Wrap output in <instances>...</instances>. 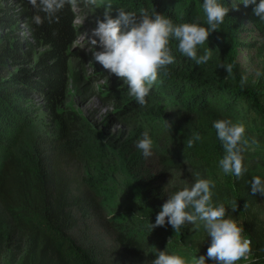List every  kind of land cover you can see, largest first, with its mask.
Returning <instances> with one entry per match:
<instances>
[{
    "label": "trees",
    "instance_id": "1",
    "mask_svg": "<svg viewBox=\"0 0 264 264\" xmlns=\"http://www.w3.org/2000/svg\"><path fill=\"white\" fill-rule=\"evenodd\" d=\"M7 1L15 5L14 14L0 17L1 25L13 26L14 15L33 31L21 37L0 34V264H110L103 248L84 234L76 235V230L90 221V208H114L116 201L117 213L108 220L116 242L130 259L143 261L154 239L170 227H157L150 233L148 225L155 223L167 196L184 188L170 185L167 178L186 169L197 179L214 182L213 204H224L227 217L243 224L254 264H264V219L260 217L264 198L252 195L250 186L254 176L264 181V67L256 80L247 77L241 87L246 76L238 61L245 22L264 35V21L254 16V6L241 3L238 11H229L209 37L212 57L206 64L197 65L184 57L172 42L175 62L168 66V75L158 74L146 97L147 106L155 103L160 109L170 108L168 118L144 120L150 127L157 171L137 173L141 158L133 162L122 157L115 162L106 151L102 160L115 179L109 174L79 179L68 164L72 167L81 159L80 120L71 111L58 110L68 97L71 45L81 33L75 12L67 6L59 14V23L45 21L36 26L31 23L34 9L28 0ZM126 1L133 6L123 8L126 11H159L175 23L195 22L199 17L205 24L198 8L203 0ZM219 2L230 7L232 0ZM221 64L231 65L232 73L228 75ZM33 95L46 99V111L59 121V134L31 152H16L15 140L37 113ZM135 107L145 108L137 102ZM217 119L242 124L245 139L257 144L256 150L243 152L248 171L242 177L224 174L219 168L225 152L213 128ZM196 132L202 140L186 148V139ZM179 256L193 264L189 254Z\"/></svg>",
    "mask_w": 264,
    "mask_h": 264
},
{
    "label": "clouds",
    "instance_id": "2",
    "mask_svg": "<svg viewBox=\"0 0 264 264\" xmlns=\"http://www.w3.org/2000/svg\"><path fill=\"white\" fill-rule=\"evenodd\" d=\"M28 3L34 9L31 23L36 26H42L45 21L49 25L59 23V14L67 6H71L74 12L77 6V0H28ZM241 3L245 7L254 6V16L264 21V0H239V3L232 0L230 7L219 0H203L198 8L202 10L205 24L200 23L199 17L195 22L175 23L159 11L149 13L146 9H141L138 14L117 8L113 15V5L108 3L103 8V17H96V27L89 37V50L93 61L111 76L122 80L129 95L139 106L145 107L148 103L146 97L157 82L158 74L168 75V66L175 62L172 42L175 41L176 51L184 57L194 60L197 65L206 64L212 57V48L209 47L211 33L218 30L230 10L238 11ZM83 4L86 8L100 7L98 0H83ZM23 27L25 34L33 31L27 23ZM219 67H225L228 75L232 73L231 65L221 64ZM246 83L247 77H242L241 87ZM213 128L225 152L219 160V168L224 174L242 177L248 171L243 156L244 146L248 143L245 127L230 119H217ZM201 140L199 132L192 134L185 141L186 148ZM135 147L145 159L153 155V141L147 131L135 142ZM250 186L252 195L264 198V181L259 176L252 178ZM214 187V182L209 179H197L190 187L169 194L155 223L151 222L148 229L151 233L155 228L167 225L176 232L187 224L202 222L211 243L206 254L195 258L193 264H236L250 253L251 242L243 237V230L237 222L227 217L224 204H213ZM155 257L151 264H186L181 256L164 250L156 252Z\"/></svg>",
    "mask_w": 264,
    "mask_h": 264
},
{
    "label": "rangeland",
    "instance_id": "3",
    "mask_svg": "<svg viewBox=\"0 0 264 264\" xmlns=\"http://www.w3.org/2000/svg\"><path fill=\"white\" fill-rule=\"evenodd\" d=\"M108 3L113 8H133L126 0H98L100 7L86 8L83 0H77L75 10V24L80 28L81 33L71 45V57L69 60V86L66 102L58 107L59 111H71L80 120L81 128L80 160L75 164H68L69 170L77 171L76 177L100 178L102 174L108 172L109 165H105L103 157L106 151L116 162L122 157L137 163V173L157 171L158 162L154 154L145 159L142 153L135 147V142L142 138L145 131L149 134L150 128L145 123V118L157 119L168 118L166 112L170 108L160 109L155 103L147 107L137 108L136 100L129 95L127 85L115 76L105 72L99 64L93 61L89 37L92 29L96 27V17H103L104 6ZM15 5L7 0H0V17L5 13L14 14ZM115 15V13H113ZM13 26H2L0 21V34L4 37H21L25 34L24 19L14 16ZM242 46L240 48L238 61L242 74L253 80L258 78L261 69L264 67V35L250 21H246L240 34ZM99 50V49H97ZM80 52V54L78 53ZM8 71H14L9 69ZM34 104L37 110L34 121L22 132V135L15 140L14 150L16 152L29 151L36 148V145H43L51 142L59 134L60 124L56 117L46 111V99L38 95H33ZM250 151L257 149V144L249 141L244 146ZM141 157H138V155ZM3 157H0V162ZM136 163V162H135ZM120 171L118 167L115 169ZM119 180V179H118ZM197 178L189 170H179L168 176L170 185H181L190 187ZM112 203L114 201L112 200ZM118 201L114 203V208L104 209L90 208L89 222H83L76 230V235L80 234L103 248L105 257L110 264H151L155 259V253L164 250L169 254L179 255L187 253L193 259L200 255H205L209 246V237L203 227L202 222L198 224H187L179 231H174L170 226L168 230L159 234L153 241L148 256L141 262L130 259L116 242V233L109 224L110 215L117 213ZM261 218L264 219V211ZM242 228L243 237L246 233L243 224L237 222ZM236 264H254L250 254L246 258L237 261Z\"/></svg>",
    "mask_w": 264,
    "mask_h": 264
},
{
    "label": "built area",
    "instance_id": "4",
    "mask_svg": "<svg viewBox=\"0 0 264 264\" xmlns=\"http://www.w3.org/2000/svg\"><path fill=\"white\" fill-rule=\"evenodd\" d=\"M249 240V239H248ZM250 241V240H249Z\"/></svg>",
    "mask_w": 264,
    "mask_h": 264
}]
</instances>
